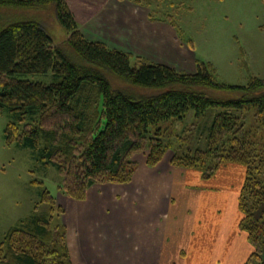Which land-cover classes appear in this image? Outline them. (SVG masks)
I'll return each instance as SVG.
<instances>
[{
  "label": "trees",
  "instance_id": "16d2710c",
  "mask_svg": "<svg viewBox=\"0 0 264 264\" xmlns=\"http://www.w3.org/2000/svg\"><path fill=\"white\" fill-rule=\"evenodd\" d=\"M46 4L53 5L66 32L60 42L34 20L0 28V113L11 116L5 144L33 150L42 164L55 168L58 192L75 200H83L94 184L130 182L138 153H146V164L154 167L171 150L173 166L196 169L204 179L222 164L242 165L239 228L253 246L243 264H264V77L251 74L247 63L242 85L220 82L202 60L193 73L143 60L131 65L130 53L85 38L64 0H0V6ZM164 21L177 25L169 14ZM38 74L51 79L32 78ZM210 110L215 112L204 129V149L183 150L176 141L180 135L160 126ZM39 202L47 204L45 212H37L36 204L5 234L0 264H72L64 210L45 187Z\"/></svg>",
  "mask_w": 264,
  "mask_h": 264
},
{
  "label": "crops",
  "instance_id": "0c3cea01",
  "mask_svg": "<svg viewBox=\"0 0 264 264\" xmlns=\"http://www.w3.org/2000/svg\"><path fill=\"white\" fill-rule=\"evenodd\" d=\"M64 1L85 38L138 57L155 48L156 39L140 36L136 24L111 15L106 9L110 0ZM170 161L167 153L154 167L143 159L130 182L94 184L83 200L55 197L64 210L72 264L246 261L253 246L239 228L237 202L245 168L225 163L204 179L198 170Z\"/></svg>",
  "mask_w": 264,
  "mask_h": 264
},
{
  "label": "rangeland",
  "instance_id": "374dc122",
  "mask_svg": "<svg viewBox=\"0 0 264 264\" xmlns=\"http://www.w3.org/2000/svg\"><path fill=\"white\" fill-rule=\"evenodd\" d=\"M140 2L110 0L106 5L107 10L116 13L111 14L117 17L115 19L120 18L124 24H128V21L136 24L137 30L141 31L140 36L156 39L155 48L144 52L146 56H131V65H138L143 60L193 73L196 71V60H202L213 66L220 82L242 85L248 80L244 64L247 63L251 74L264 77V0ZM168 14L177 23L175 28L164 21ZM21 20L40 23L55 43L66 37L51 4L24 8L0 6V28ZM32 78L43 81L51 79L49 74H38ZM110 79L117 86L114 79ZM214 112L210 110L199 117L190 112L184 121L171 119L160 123V126L166 128L167 134L180 135L181 139L176 141L183 150L189 147L204 149L207 146L204 129L210 125ZM10 119L8 112L0 113V242L10 228L35 211L36 204L37 212L47 210V204L39 202L42 187L55 197L58 194L65 196L58 192L60 177L53 166L42 164L31 149L5 144L3 131ZM166 153L172 158L171 150ZM143 159L146 161V153L133 155L136 163ZM33 180L42 181L43 184L35 185Z\"/></svg>",
  "mask_w": 264,
  "mask_h": 264
}]
</instances>
